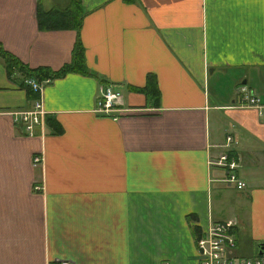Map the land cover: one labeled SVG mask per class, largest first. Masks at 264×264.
Wrapping results in <instances>:
<instances>
[{
	"label": "crops",
	"instance_id": "0c3cea01",
	"mask_svg": "<svg viewBox=\"0 0 264 264\" xmlns=\"http://www.w3.org/2000/svg\"><path fill=\"white\" fill-rule=\"evenodd\" d=\"M76 44L86 73H26ZM0 48V264H197L211 222L256 254L264 107L236 90L264 93V0H0Z\"/></svg>",
	"mask_w": 264,
	"mask_h": 264
},
{
	"label": "built area",
	"instance_id": "2783aa9c",
	"mask_svg": "<svg viewBox=\"0 0 264 264\" xmlns=\"http://www.w3.org/2000/svg\"><path fill=\"white\" fill-rule=\"evenodd\" d=\"M26 84L30 86L33 91H41L42 86L47 82V80L42 82H36L32 79H27ZM237 93L241 95L243 106H250L255 108L264 107V93L261 95L258 94H249L245 88L240 87L237 90ZM120 93L114 90L110 86H106L99 90L98 100L96 103L95 111L99 113H111L115 115L121 113L123 110L120 104ZM45 112L42 111L40 102L37 101L33 109L27 112H18L16 113L18 117L23 119L31 118L33 123H38L37 115H43ZM27 129L29 135L32 134V125L29 122L27 126H24ZM232 137L227 134L224 137V148H228L230 143H232ZM226 155L221 153L217 156L216 159L212 161L215 165H225L226 164ZM34 161H38L37 158H34ZM231 166L230 164H228ZM227 181L235 182L237 188H241L243 183L235 181L233 175H229ZM230 224L229 223H219L211 222L206 228L204 235H201L195 239L196 243V253H197V264H264V253L255 254L253 257H232L227 254V250H231L234 246V242L231 239L232 237L228 234ZM65 264V263H60Z\"/></svg>",
	"mask_w": 264,
	"mask_h": 264
},
{
	"label": "trees",
	"instance_id": "16d2710c",
	"mask_svg": "<svg viewBox=\"0 0 264 264\" xmlns=\"http://www.w3.org/2000/svg\"><path fill=\"white\" fill-rule=\"evenodd\" d=\"M0 56L4 57L6 59V61L8 62L7 69H10L9 66H11L13 64V63H11L13 61V59L8 57L6 55V52H4L1 48H0ZM25 70H26L27 74L37 75L41 78L46 77V76L47 77L48 76H60V75L66 73V72H69V71L86 73V70L82 64L81 49L78 46V44H76L73 48L71 62H69V64L62 66L61 68H59L56 71H49V70L42 68V67L35 68V69H25Z\"/></svg>",
	"mask_w": 264,
	"mask_h": 264
},
{
	"label": "water",
	"instance_id": "95a60500",
	"mask_svg": "<svg viewBox=\"0 0 264 264\" xmlns=\"http://www.w3.org/2000/svg\"><path fill=\"white\" fill-rule=\"evenodd\" d=\"M255 247H256V254L264 253V242L256 243Z\"/></svg>",
	"mask_w": 264,
	"mask_h": 264
},
{
	"label": "rangeland",
	"instance_id": "374dc122",
	"mask_svg": "<svg viewBox=\"0 0 264 264\" xmlns=\"http://www.w3.org/2000/svg\"><path fill=\"white\" fill-rule=\"evenodd\" d=\"M195 238H196V237H194V243H193V246H194L195 251H196V243H195L196 241H195ZM231 239H232V238H231ZM250 252H251V253H254V252H255V249L252 248ZM240 254H247V249H246V248L241 249ZM245 256H248V255H245Z\"/></svg>",
	"mask_w": 264,
	"mask_h": 264
},
{
	"label": "bare ground",
	"instance_id": "6f19581e",
	"mask_svg": "<svg viewBox=\"0 0 264 264\" xmlns=\"http://www.w3.org/2000/svg\"><path fill=\"white\" fill-rule=\"evenodd\" d=\"M247 90V89H246ZM235 143V142H234ZM231 165V164H230ZM235 165V164H234Z\"/></svg>",
	"mask_w": 264,
	"mask_h": 264
}]
</instances>
